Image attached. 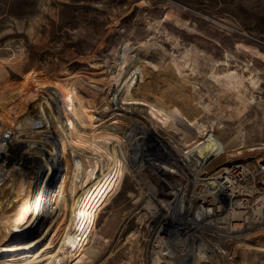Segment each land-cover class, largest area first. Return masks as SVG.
I'll return each instance as SVG.
<instances>
[{
    "label": "rangeland",
    "instance_id": "obj_1",
    "mask_svg": "<svg viewBox=\"0 0 264 264\" xmlns=\"http://www.w3.org/2000/svg\"><path fill=\"white\" fill-rule=\"evenodd\" d=\"M126 45L127 50H124ZM185 49L196 52L193 54L197 59L195 66L181 68L176 65L184 62ZM0 62L9 72L10 82H21L26 74L35 72L34 75L41 74L56 83L55 88L61 92L63 86L67 85L68 89L74 76L81 77L87 84L83 82L78 86L89 98L88 91L91 90L88 86L93 85V80L107 77L114 71V81H121L137 66L141 69V87L136 92L137 96H148L166 110L177 105L184 113L204 118L207 123L215 121L219 126L210 129L226 143L225 151L207 164L204 174L220 175L221 178L220 173L215 175L221 168L234 169L233 166L241 165L249 177V173L254 174L252 171L264 162H258L264 158V0H0ZM214 65L245 77L246 103L242 106L241 115L235 113L236 106L241 104L233 100V90L225 92L210 77ZM251 80L257 83L252 84ZM105 86H101L103 91L97 95L98 107L94 110L88 108L93 116L99 115L104 108ZM199 102H209V109L198 105ZM185 104H189L188 108ZM43 118L50 120L48 114ZM25 126L29 128V124L25 123ZM174 132L175 128L168 126L167 130L160 129L162 137L173 138L175 145L182 150L204 141L197 133L193 143H184L182 135ZM7 150L8 162L14 164L10 170L15 169V173L22 172L25 176L28 173L33 175L36 166L24 161L28 149ZM157 155L141 152L137 159L146 166L148 161H153L172 167L167 159H160ZM18 162L20 166H17ZM262 170L261 173L257 171L249 182L237 179V186L243 192L241 199L248 198L253 188L264 193L263 165ZM143 172L151 190L127 175L100 207L93 230L96 232L85 240V246L67 263L150 264L152 256L157 255L160 264L166 260L191 264L197 257L199 262L196 264H264V251L258 252L254 258L245 253L249 250L247 247H240L236 239L230 237L233 233L227 228L224 216L231 205L224 197H217L214 201L208 199V203H204L205 209L210 207L215 214H199L200 198L194 200L195 208L191 213L177 207L176 219H172L168 226L171 229L173 224L180 225L183 230L179 229L176 239L172 234L168 235L166 229L161 230L158 235L168 241V246H158L160 242H155L160 226L158 214L155 216L158 204L156 201H151L150 205L145 203L147 217L139 222L134 196L147 194L152 197L156 193L157 198L174 205L179 201L174 200L169 181L178 185H186L187 181L182 175L172 172L165 180L149 166ZM193 184H189V189ZM201 188L202 185L196 191ZM189 189L181 191L179 198L183 192L188 198ZM204 194L205 191L201 196ZM116 231H119L117 237ZM173 233L176 237V232ZM249 238L251 245L264 243V233ZM91 245L97 247L101 254L111 246V253L96 263L85 254ZM200 252H203L201 260Z\"/></svg>",
    "mask_w": 264,
    "mask_h": 264
},
{
    "label": "bare ground",
    "instance_id": "obj_2",
    "mask_svg": "<svg viewBox=\"0 0 264 264\" xmlns=\"http://www.w3.org/2000/svg\"><path fill=\"white\" fill-rule=\"evenodd\" d=\"M126 47L127 45L124 50H127ZM184 53V62H178L176 65L181 68L185 65L195 66L197 59L193 54L196 52L193 49H185ZM130 71L129 76L125 75L127 78L120 79L121 81H114V71L102 79L91 80L94 83L88 86L91 90L88 91L91 95L89 98L78 86L86 81L81 77L74 76L68 89L67 85L63 86L61 92L55 88L56 83L41 74L34 75L35 72L26 74L21 82H10L9 72L3 62H0V264H69L67 262L85 246V240L96 232L93 231L95 219L103 202L111 191L121 185L127 175L150 189L151 185L143 175L145 167L148 166L165 180H168L167 174L172 172L182 175L187 181L186 185L169 181L174 191V200L179 201L174 205L157 198L156 193L152 197L147 194L134 196L139 222H143L147 217L145 203L156 201L158 204L155 216L158 214L160 226L156 237L154 236L155 242H160L158 246H168V241L158 235L161 230L166 229L168 235L172 234L175 239L179 235L182 226L173 224L171 229L168 226L172 219H176L177 207L187 209L191 213L195 208L194 200L200 198L199 214L206 215L214 213L215 210L208 206L209 209H205L204 203L208 199L214 201L217 197H224L231 205L227 213H224L225 224L233 233L230 237L236 239L235 242L240 247H247L249 250L245 253L250 256L256 257L258 252L264 251V243L259 242L254 246L249 242V237L264 233V193L257 192L254 188L250 190V186L248 198L241 199L242 188H239L236 182L239 179L248 181L254 178L257 171L261 173L262 165L264 167V162H261L264 158L258 161L261 163L259 168L252 171L254 174L249 173V177L247 170L241 165L233 166L234 169L227 166L221 168L215 173H220L221 178L220 175L204 174L207 164H211L215 157L225 151L226 143L216 137L210 129L219 128L217 123L212 120L207 123L204 118L200 119L194 114L188 115L176 107L177 105L166 110L159 103H155L156 101H151L148 96H137L136 92L141 87V69L136 66ZM209 75L225 92L233 90V100L241 104L234 108L235 113L241 115L242 106L246 103L245 77L238 72L220 69L217 65L211 67ZM140 77L143 78L141 75ZM251 82L257 83L254 80ZM104 85L107 86V94L103 100L104 108L99 115L93 116L88 108L94 110L98 107L97 95L103 91ZM161 100L163 101V98ZM185 105L187 107L189 104ZM198 105L209 109V102H199ZM45 114L49 115V121L44 120ZM25 123L29 124V128H26ZM167 126L175 128V135H182L184 143L195 140L197 133L204 141L182 150L175 145L173 138L160 135V129L167 130ZM24 148L28 149L24 161L36 166V170H32L33 175L28 173L25 176L22 172L15 173V169L10 170L14 164L8 162L7 149ZM141 152L159 154L157 156L167 159L172 167L153 161H148L149 165L146 166L137 159ZM19 164L21 163L18 162L17 166H20ZM191 182H194L193 188L189 189ZM200 185L202 188L197 192L196 188ZM186 188L189 189L190 195L187 198L183 192L180 199L179 194ZM260 203L261 206L255 208V205ZM219 227L221 228L215 226ZM173 232H176V237ZM118 234L119 231H116L115 237ZM214 250L221 253L218 248ZM110 253L111 246H107L103 254L92 245L85 250V254L96 263ZM199 255L201 260L203 252ZM193 259L191 264L199 262V257ZM170 261L166 260L162 264H186ZM221 261L222 259L219 263ZM150 262L160 264L159 256L153 255Z\"/></svg>",
    "mask_w": 264,
    "mask_h": 264
}]
</instances>
